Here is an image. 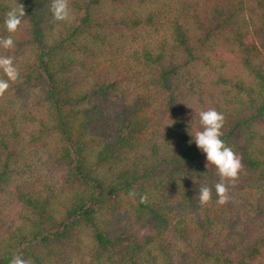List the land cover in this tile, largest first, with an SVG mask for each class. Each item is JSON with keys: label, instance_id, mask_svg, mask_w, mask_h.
<instances>
[{"label": "trees", "instance_id": "1", "mask_svg": "<svg viewBox=\"0 0 264 264\" xmlns=\"http://www.w3.org/2000/svg\"><path fill=\"white\" fill-rule=\"evenodd\" d=\"M49 4L0 0L19 72L0 97V264H264V0H69L66 21ZM209 108L243 164L224 205L190 135Z\"/></svg>", "mask_w": 264, "mask_h": 264}, {"label": "clouds", "instance_id": "2", "mask_svg": "<svg viewBox=\"0 0 264 264\" xmlns=\"http://www.w3.org/2000/svg\"><path fill=\"white\" fill-rule=\"evenodd\" d=\"M53 21H66L69 18V0H50L49 9ZM25 15L24 7L18 4L11 8L5 16L4 26L8 33H15ZM0 47L3 49L14 48V40L11 35L0 37ZM0 72L7 79L0 78V97H3L9 88V81L15 82L19 78V72L13 64L10 56L0 55ZM200 130L190 133L196 147L205 154L206 165H213L219 176V182L215 184L216 203L224 205L231 199L229 195V185H234L239 178V173L243 167L242 159L232 148L227 146L221 139L223 135L221 129L224 124V115L214 108L202 110L198 113ZM170 125V124H168ZM135 192H129V196H135ZM212 199V189L207 185H202L198 189V203L207 205ZM147 201V196L142 195L140 202ZM10 264H32L28 259L20 255L14 256Z\"/></svg>", "mask_w": 264, "mask_h": 264}, {"label": "rangeland", "instance_id": "3", "mask_svg": "<svg viewBox=\"0 0 264 264\" xmlns=\"http://www.w3.org/2000/svg\"><path fill=\"white\" fill-rule=\"evenodd\" d=\"M150 231V228L142 230L143 233H148Z\"/></svg>", "mask_w": 264, "mask_h": 264}]
</instances>
